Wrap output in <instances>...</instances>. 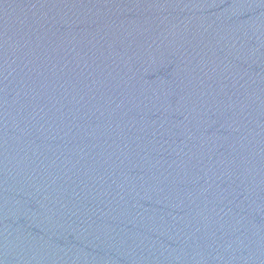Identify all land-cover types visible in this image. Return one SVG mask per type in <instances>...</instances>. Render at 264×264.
<instances>
[{"label": "water", "instance_id": "obj_1", "mask_svg": "<svg viewBox=\"0 0 264 264\" xmlns=\"http://www.w3.org/2000/svg\"><path fill=\"white\" fill-rule=\"evenodd\" d=\"M0 264H264V0H0Z\"/></svg>", "mask_w": 264, "mask_h": 264}]
</instances>
